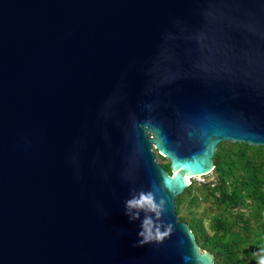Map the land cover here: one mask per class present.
I'll use <instances>...</instances> for the list:
<instances>
[{
	"label": "water",
	"instance_id": "1",
	"mask_svg": "<svg viewBox=\"0 0 264 264\" xmlns=\"http://www.w3.org/2000/svg\"><path fill=\"white\" fill-rule=\"evenodd\" d=\"M221 142L264 146V0H0V264H213L175 198Z\"/></svg>",
	"mask_w": 264,
	"mask_h": 264
},
{
	"label": "trees",
	"instance_id": "2",
	"mask_svg": "<svg viewBox=\"0 0 264 264\" xmlns=\"http://www.w3.org/2000/svg\"><path fill=\"white\" fill-rule=\"evenodd\" d=\"M213 162L214 179L199 183L185 206L188 210L199 199L213 204L207 227L192 212L187 218L181 214L191 182L175 198L176 214L188 223L199 248L213 254V264H256L253 252L264 248V146L221 142ZM161 164L170 173L169 163Z\"/></svg>",
	"mask_w": 264,
	"mask_h": 264
},
{
	"label": "clouds",
	"instance_id": "3",
	"mask_svg": "<svg viewBox=\"0 0 264 264\" xmlns=\"http://www.w3.org/2000/svg\"><path fill=\"white\" fill-rule=\"evenodd\" d=\"M164 184L165 187H167L166 181ZM126 207L152 210L155 212L158 204L154 201L151 193H140L137 197L127 200ZM133 215H136V213H133ZM162 235L163 233H160L153 228L152 221L148 217H145L142 221L141 229L137 232V236L140 237L137 243H144L153 238L159 239ZM253 256L255 257L256 264H264V248L257 249L253 252Z\"/></svg>",
	"mask_w": 264,
	"mask_h": 264
},
{
	"label": "rangeland",
	"instance_id": "4",
	"mask_svg": "<svg viewBox=\"0 0 264 264\" xmlns=\"http://www.w3.org/2000/svg\"><path fill=\"white\" fill-rule=\"evenodd\" d=\"M156 160L159 163L166 162L165 159L158 157V155L156 156ZM213 179H214V174L212 173V171L209 172L208 174H205V175L190 178L191 189H190V192L188 193V195H186L184 197V204L182 205V211H181V214H183V216L185 218H187V214H189L191 212H192V214H194L198 217H201L203 220V223L206 227L208 225V222H209L211 215L216 210V208L213 206V204H211L207 200L199 199L196 204H193L190 207H188V210L185 209V206L189 205L188 203H189V199H190L191 194L197 193L194 190H195L196 186L199 185V183L209 182V181H212Z\"/></svg>",
	"mask_w": 264,
	"mask_h": 264
},
{
	"label": "bare ground",
	"instance_id": "5",
	"mask_svg": "<svg viewBox=\"0 0 264 264\" xmlns=\"http://www.w3.org/2000/svg\"><path fill=\"white\" fill-rule=\"evenodd\" d=\"M190 176L189 175H186V180H187V182H189L190 181Z\"/></svg>",
	"mask_w": 264,
	"mask_h": 264
}]
</instances>
